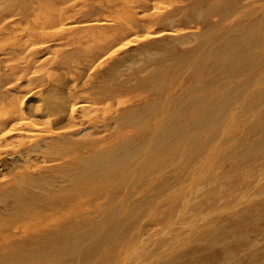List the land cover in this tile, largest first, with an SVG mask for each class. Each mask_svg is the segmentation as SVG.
I'll use <instances>...</instances> for the list:
<instances>
[{
  "label": "bare ground",
  "instance_id": "bare-ground-1",
  "mask_svg": "<svg viewBox=\"0 0 264 264\" xmlns=\"http://www.w3.org/2000/svg\"><path fill=\"white\" fill-rule=\"evenodd\" d=\"M161 1L163 0H55L54 2L50 3L47 2V0H0V27H10L13 30L17 28H21L20 31L23 30L22 38H20L19 41H17V43L13 44L9 48L10 50H8L7 47V52L5 54V57L0 58V81H2V77L4 76V74L6 76V73H8V76L15 77L18 83L21 80L23 79L25 80L27 78L29 79V84L32 85L34 83V80L32 79V77L30 78L29 75L48 69L46 68V64L44 63V60H42V55L45 52L49 51V49L51 48L50 45L53 44L52 43L53 41H59L58 43H60L61 46H63L64 48L69 47V49L65 48L56 52L60 56V58L57 57L58 60L57 59L56 60L59 61L60 63L69 64V66H71L70 70L67 68H63L64 71L61 72H63L65 75H61L59 77H55L54 79H52L51 78L52 74H50V72L49 73L47 72L48 73L47 75H49L50 77L47 81L46 79L43 78L44 76L37 78L36 80L39 85H45L48 82H50V80L54 82L52 85V89L50 91L52 94L55 93L56 95V99L54 101H49L48 99H46L47 96H44L46 97L44 100H38L36 101L35 104H33L32 101V105L30 104L31 103L30 100L29 103L30 105L28 106L27 100H29L28 98L30 97V94L32 95V93L20 96V95H16V92L14 93L9 92V89L7 91L4 90L2 91L1 90L2 88L0 86V142L15 132H20L21 130L26 131L27 130L26 128L32 124L33 117L37 118L41 116H48L50 117V120L49 119L48 120L52 126L53 125L58 126L59 124L66 122V120L74 122V125H71L72 127L67 131L64 132L52 131L50 135L51 136L50 139L46 138L45 140L25 142L23 149H21L16 154H11L12 156L9 155V157L11 156L10 159H7V157L0 158V169L1 170L7 169L6 171H8L9 169L13 171L14 172L13 175H15L17 178L16 185L9 188L3 194L0 195V223L8 222L17 218L28 216L33 211L30 209V206H41V203L43 205L46 200L50 199L52 193L53 194L55 193L53 191L56 190L58 192L59 190L64 189L62 187L64 184L62 186L60 185L62 183H65L67 181L70 182L73 181L74 183H77L78 186V184H81L80 181L82 180L90 181V178L92 177V174L94 172L97 173L99 170L102 171L112 166H116V165L118 166L119 164L121 166H124L122 164H125L126 160H129L133 156L136 157V155L140 152V150L144 146L146 147L147 145L148 152L145 153L143 157L141 156L144 170L141 168L142 170H139L137 176L135 177V179H137L136 181L139 183V181L146 179L144 177L146 170L153 167L155 161L158 159L164 148L170 147L172 145L173 138H182V137L190 136L189 134H191V132L187 134L186 131H183L184 129L181 131L182 126H184V124H187V127L189 124L191 125L189 126L190 128H194V127H201L207 122H210L211 124L213 120H215V122H225V123H237L243 121L245 122L247 113L251 112L253 107H257L264 104V0H194L189 10L185 11L183 9H180L168 13L161 12L163 9L161 11L158 10L159 8L157 7L156 4ZM79 3L81 6L79 5ZM166 5H168V3H166ZM43 8H49L50 11H47L46 13L42 14L39 11H42ZM117 11L118 13H115ZM38 12L41 15H38L39 14ZM99 13L104 14V17H100ZM207 15L214 16V18L218 17V19L211 21L204 30L197 31L198 33H195L194 31L192 33L190 29H185L183 27H181L180 29H169L170 27L173 28L178 24H187L190 27H192L191 25L193 23H197L201 18H204ZM229 19L230 21H228L227 24H225L224 22ZM197 27L200 29L198 25ZM195 29L196 28H194L193 30ZM141 31L147 32V35L144 39L145 40L144 45H142L132 54L117 59L112 65H110V67L106 68L105 70L103 69L97 74H94L95 71H97V69L101 67L100 63H102L103 58H106V56L107 57L110 56L113 58V56H116L120 50L127 48L131 44H134L135 42L132 40L131 37L137 35ZM13 36L15 37V35ZM167 36L168 37L172 36L173 41L164 42L160 44L161 41H163ZM1 40L3 39L1 38ZM125 40L127 41L124 43ZM5 41L7 40L5 39ZM121 43H124L122 47H117V48L115 47L118 44L120 45ZM18 54L23 55L22 60L20 61L19 64L14 65L8 63L10 57ZM171 59L173 60V62H171V64H168V60ZM98 61H99V65H96ZM129 61L130 63H128ZM178 61L180 62L178 63V65H176L175 63H177ZM190 62L193 63V67L196 71L194 70L192 74L188 75L185 81L187 82L192 81L193 83L198 84L197 87L196 86L192 87L191 85V87L187 88L184 92L176 96L160 97L157 94H152L151 97L146 98L144 101H140V100L132 101L128 106L126 105L125 107H123V109L120 112H118L120 109L117 108L114 112H118V113L111 117H106L105 115H99L98 113H94L96 112V110L99 109L98 107L99 102L108 101V100L113 101L116 97L120 96L121 94L131 89L147 86L150 87L152 90H158L163 86L164 81L168 78L169 68H173L175 70L180 66H182V64L185 67V63L188 64ZM3 63L4 65L2 66ZM127 63L128 65L129 64L130 65L128 66ZM133 64L136 65L139 64V65L133 68L131 66ZM73 68L77 70L75 69L73 70ZM124 68L130 69V72L124 73V71L126 70V69L124 70ZM50 69L51 68L49 67L48 71H52V69L51 70ZM59 70L60 69H58V71ZM92 72L94 73L92 74ZM146 72L148 73L146 74ZM26 83L28 82L26 81ZM210 88H214V90L209 91ZM201 91L203 93L197 96V94H199ZM36 92L34 94H36ZM78 96L83 97L85 101L81 102L80 100H78ZM48 98H50L49 95ZM105 111L104 114L106 113ZM248 117L249 119H252L249 115L247 116V119ZM152 119L155 120L159 119L157 123L159 128H157V126H155L154 123H152L151 121ZM254 120H256V123H258V125L264 124V116H259V117L257 116V118ZM16 121H18L17 123H20V125H22L24 129H21L22 127L18 129V127L15 125ZM143 123L145 125L142 126L140 130L138 129L137 130L134 129L131 131L126 130L127 126H132L134 124L138 125ZM37 126L40 127L41 124L39 123V125ZM215 126L219 127L218 125ZM42 127L43 126H41L40 128ZM253 127L255 126L253 125ZM30 131H32L34 135L35 131H33L32 129ZM46 131L48 130L46 129ZM235 131H237V129H235ZM213 133L215 132H212V135ZM253 133H254V129H253ZM197 134L198 133H196V136ZM23 136L24 135H22V137ZM118 136L120 137L130 136L132 138L130 139V141L126 139L127 142L122 145H117L115 143L108 144L109 139ZM192 136H195V134ZM218 137L219 136H217V138ZM217 140L219 141V139ZM231 140L229 141L230 143L232 142ZM235 142L232 143L235 144ZM161 143H163L165 146L161 147L160 146ZM213 143L215 144L216 140L215 142L213 141ZM244 147L246 146H243L242 148ZM170 148L169 150L171 151ZM238 149L240 148L238 147ZM68 152L75 154L72 162L63 165L60 168H55L54 175L44 174L45 172L47 173L48 171H44L43 170L44 168L39 165L40 162L39 160H41L40 159L41 157L55 158V157H59L60 155H64V154L67 155ZM193 153H195V150ZM263 153L264 152H260V153L257 152V149L255 148L252 151L250 150L248 156L250 158L251 157L253 158L256 155L258 154L262 155ZM175 154L178 155L177 152L174 153V156H176ZM238 154H240L239 151ZM192 156L193 155H191V158H193L195 155L193 157ZM243 156H246V154ZM138 159L140 158L138 157ZM178 159H180L179 156ZM241 159H243V157ZM196 161H197L196 159L195 161L193 160L194 164ZM44 162L46 163V161ZM118 168L121 167L119 166L116 169ZM214 168L211 170L213 171ZM31 169L34 170L35 173L32 172L30 173ZM236 169L237 168H235L234 171ZM42 170L44 172H42ZM218 170H221V167ZM255 172H257V169ZM11 173L12 172H10V174ZM179 173L177 175H179ZM124 174L125 172L122 173V175ZM215 174L216 173H214V175ZM95 175L96 174H94V176ZM101 175H97V176H101ZM210 175H211L210 173L209 175H207L208 178H210ZM131 176L132 175H130L129 178ZM207 181L209 180L207 179ZM122 182L120 183L122 184ZM189 186H191V184ZM126 187H127V183H126ZM263 187L260 190L264 191ZM175 188H177V186ZM121 189L123 188L121 187ZM188 191L190 190L187 189V192ZM228 193L231 194V192H229V189H228ZM256 194H254V196ZM125 197L127 196H124V198ZM194 197L196 196L194 195ZM245 197H247V195ZM132 198H134V196ZM146 198L148 199V197ZM210 199L212 198L210 197ZM76 202L79 203L80 201L79 202L76 201ZM194 203L192 205H196L198 202L196 204ZM215 203H217V201ZM106 206L107 205H105V207ZM175 207H177V205ZM191 207L193 208L194 206H190L189 209H192ZM222 209L226 210V208H222ZM113 211L115 212V209L112 210V212ZM117 211H119L117 214L113 212L116 215L115 219L112 216H109L103 220L94 221V218L92 217L93 221L91 220L90 222L84 225L77 224V226H74L73 230L70 233L68 232L69 236H73L74 234L80 236L74 237V240H72L66 246V248L68 250L75 251L77 247L82 246L84 248L83 256L88 254L101 255L102 253H105L107 249H113L112 252L118 254L120 256V258L117 256L119 259L115 257V255L108 257V259L106 256L101 255V258L104 257L103 260L105 259L106 261H108V263L106 264H124L129 259V257H131L130 256L131 254H128L132 252L130 250L133 249V252L135 253L141 250V247H139L138 245V241L140 240V231H139L140 229L136 224L138 222L139 217L141 216V213L139 211V208H137L135 205H129L127 208L125 207V209L117 210ZM152 213H153V209H152ZM204 215L206 214H203L202 216ZM101 216H99V218ZM147 216L148 215H146V218ZM95 217L98 216L96 215ZM175 219H178V217H176ZM156 220L157 218L155 219V221ZM164 220L166 219L164 218ZM179 220L181 221L182 219ZM200 220L201 219H199V221ZM245 221L246 218L244 216L238 215L236 220L234 221V226L236 228H239ZM160 224L158 223V225ZM177 224H179V222ZM142 225H140V228ZM185 225H189V224H185ZM144 226H146V224ZM193 226L194 225L192 224V229ZM148 227H150V225ZM167 227L168 226H166V228ZM79 231H83V233L78 234L77 232ZM132 232H134L133 234L135 235L134 237H136L135 239H132L130 236ZM167 232L171 233V230L166 231V233ZM149 234L150 233H148V235ZM181 235L182 234L180 233V236ZM246 235L250 236L249 233ZM85 237L88 238L85 239ZM161 237L163 238V236ZM143 238H146V236H144ZM151 238L148 237V239ZM169 238L170 237H168V239ZM43 243L37 241L30 243L28 240H24L23 243L21 242L17 246L20 248H26L27 246L33 244L39 247V244H43ZM239 244L241 245V243ZM160 245L162 244L160 243ZM171 247L173 249V246ZM62 248H64V246ZM78 249L80 251V248ZM180 249L178 248L177 250ZM57 251L58 250H56L55 252ZM125 251H127L128 255L125 253ZM254 253L252 254V257L253 255L256 257L255 255L256 253L255 254ZM228 254L229 253L225 255ZM83 256H81V258ZM134 256L135 255H133V257ZM115 258H117L119 261L118 262L117 260L115 261ZM154 258H152L151 262L153 261ZM83 259H82V263H83ZM226 260L227 259H225L224 262H226ZM165 261L167 262L166 259L164 260V262ZM166 264H168V262Z\"/></svg>",
  "mask_w": 264,
  "mask_h": 264
},
{
  "label": "rangeland",
  "instance_id": "rangeland-1",
  "mask_svg": "<svg viewBox=\"0 0 264 264\" xmlns=\"http://www.w3.org/2000/svg\"><path fill=\"white\" fill-rule=\"evenodd\" d=\"M54 1L55 0H47V2H50V3L54 2ZM170 1L172 3L173 2L174 3L172 4ZM165 2L171 6L166 5ZM193 2H194V0H163L161 2H158L156 5L159 8V9L157 8L159 11H161L163 9L161 12L168 13V12H172V11H176V10H180V9H183L185 11L189 10L191 7V4ZM79 5H80V3H79ZM47 11H50V9L49 8H43L42 11H39V12H41L43 14V13H46ZM115 13H118V11ZM99 14H100L99 15L100 17H104V14H102V13H99ZM109 14H110V12H109ZM38 15H41V14L39 13ZM35 16H36V14H35ZM217 19H218V17L214 18V16L207 15L206 17L201 18L197 23H193L191 25L192 27H190L187 24H178L177 26H175L173 28L170 27L169 29H180L181 27H183L185 29H190V31L192 33H193V31L195 33H198L197 31L204 30L211 21L217 20ZM228 21H230V19L226 20L224 23L227 24ZM197 25L200 27V29L197 27ZM194 28H196V29L193 30ZM20 29L21 28H17V29L13 30L10 27H0V41H1L0 42V58L5 57V54L7 52V47H8V50H10L9 48L13 44L17 43V41H19L20 38H22L23 30L20 31ZM13 35H15V37ZM146 35H147V32L141 31L137 35L132 36L131 38L135 42L134 44H131L127 48L120 50L116 56H113V58L110 56H108V57L106 56V58H103L102 63H100L101 67L98 68L97 71H95V73L92 72V74L93 73L97 74L98 72H100L103 69L105 70L106 68L110 67V65H112L117 59L124 57V56L126 57L129 54H132L133 52H135L138 48H140L142 45H144V43H145L144 39H145ZM137 36H139V37L141 36V37L139 38ZM167 37L163 41H161L160 44H162L164 42L173 41L172 36H169L168 39H167ZM1 38L3 40H1ZM5 39L7 41H5ZM126 41L127 40H125L124 43ZM58 42L59 41H53L52 42L53 44L50 45V47H51L50 49H52V50L49 49V51L45 52L42 55V60H44V63L46 64V68H48V69H45L44 71H39L35 74L29 75V77L30 78L32 77V79L34 80V83L32 85L29 84V79H27V78L25 80L24 79L21 80L18 83V81L15 79V77L8 76V73H6V76L4 74V76L2 77V81H0V86L2 88L1 90L7 91L9 89V92H12V93L16 92V95H20V96L32 93V95L30 94V97L28 98L29 100H27L28 106L30 104L32 105V101H33V104H35L36 101H38V100H44L46 98L44 96H47L46 99H48L49 101H54L56 99V95H55V93L52 94L50 92L54 82L50 80V82H48L45 85H39L36 80H37V78L44 76L43 78L46 79V81H47L50 78L49 75H47L49 72H50V74H52L51 78L54 79L55 77L65 75L63 72H61V71H64L63 68H67L70 70L71 66H69V64L60 63L59 61H57L58 58H60V56L56 52L60 51L61 49L66 48V47L64 48L63 46H61V44ZM56 43H57V45H56ZM124 43H121L120 45L118 44L115 47L116 48L122 47ZM52 45H53V47H52ZM66 49H69V47ZM22 57H23V55H19V54L13 55L12 57H10V60L8 63L14 64V65L19 64L20 61L22 60ZM171 62H173L172 59L168 60V64H171ZM179 62L180 61H178L175 64L178 65ZM128 63H130V61ZM128 63H127V65H128ZM3 65H4V63L2 64V66ZM96 65H99V61L96 63ZM138 65L139 64H137V65L133 64L131 66L134 68V67H137ZM49 67L52 69V71H48ZM53 67H54V69H53ZM58 69H60V70L58 71ZM74 69L75 68H73V70ZM125 69L126 68H124V70ZM75 70H77V69H75ZM194 70L195 69L193 67L192 62H190L188 64L185 63V67L182 64V66H180L179 68H177L175 70L173 68H169L168 78L164 81L163 86L161 88H159L158 90H152L150 87H147V86L146 87H137L135 89H131V90L121 94L120 96L116 97L113 101L108 100V101L99 102V104H98L99 109L96 110V112H94V113H98L99 115H105L106 117H111V116L117 114L118 112H120L123 109V107H125L126 105L128 106L132 101H135V100L144 101L146 98L151 97L152 94H157L160 97L176 96L178 94H181L187 88L191 87V85H192V87H194V86L197 87L198 84H195L192 81H188V82L185 81L186 77L188 75L192 74L194 72ZM128 72H130V69H126L124 71V73H128ZM148 72H146V74ZM177 72H178V74H177ZM9 79L10 80L12 79V80L10 81ZM26 81L28 83H26ZM15 87H17V88H15ZM14 90H17V91H14ZM39 90H40V92H39ZM211 90H214V88H210L209 91H211ZM35 92H36V94H34ZM48 92H49V94H48ZM202 93L203 92L201 91L199 94H197V96L201 95ZM48 95L50 96L51 99L48 98ZM123 99H124V102H123ZM30 100H31V103H30ZM78 100H80L81 102L85 101V99L81 96H78ZM108 107H110V108H108ZM105 108H106V111H105ZM117 108H119L120 110L118 112H114ZM263 108H264V104L257 106V107H253L251 112L247 113V116L249 115L252 119H249V117L247 119V116H246L245 122L243 121V122H237V123H225V122H215V120H213V122L211 121L212 122L211 124H210V122H207L206 124L201 126L202 128L201 127L190 128L189 126H191V125L188 124V127H187V124H184V126H182L181 131L184 129L183 131H186L187 134H189L191 132V134H189L190 136L189 137H182V138H173L172 139V145L170 146L171 148L170 147L164 148L165 151L164 150L162 151V153L160 154L158 159L155 161V164L153 165V167L146 170L145 175H144V177L146 179L139 181V183L136 181L137 179H135V177L137 176V173L139 170H142V169L144 170L143 161L141 160V156L143 157L144 154L148 152V150H147L148 146L147 145H146V147L144 146L140 150V152L136 155V157L133 156L129 160H126V163L122 164L124 166H121L120 164L118 166L116 165L117 167L120 166L121 168L116 169L117 168L116 166H112V167H110L111 169L107 168V169L102 170V171L99 170L97 173L94 172L92 174V177L90 178V181H86V180L83 181L82 180V181H80L81 184H78V186H77V183H74L73 181L72 182L67 181L65 183L60 184L61 186L64 184L62 186L64 189L59 190L60 192L59 191L57 192L56 190L53 191L55 193L54 194L52 193V196L50 197V199L46 200L43 205L41 203V206H30V209L33 210L34 212L32 211L28 216H24V217L17 218V219L8 221V222L0 223V264H10V263L11 264H81L83 258L84 259H83L82 264H87V263L88 264H97V263L98 264H104V263L106 264V263H108V261H106L105 259L103 260L104 257L101 258V255L106 256L107 259H108V257L114 256V255H115V257L118 256L120 258V256L118 254H116L115 252H112L113 249H107L106 252L102 253L101 255L100 254H90V255L88 254L85 256H83L84 248L82 246L77 247V249L75 251L74 250H72V251L68 250L66 248V246L72 240H74V237L80 236V235H76V234H74L73 236H69L68 232L70 233L73 230L74 226H77V224L84 225V224H87L88 222H90L91 220L93 221V218H94V221L103 220L109 216H112L115 219L116 218L115 214H117L119 212L117 210L125 209V207L127 208L129 205H135L137 208H139V211L141 213V216L139 217L138 222L136 223L140 229L139 230L140 231V240L138 241V245H139V247H141V250L137 251L138 252V253L136 252L137 254L135 252H133V249L130 250L132 252L128 253V254H131L130 255L131 257H129V259L124 264H148V263L149 264H155V263L156 264H166L167 262H168V264H214V263L215 264H233V263H235V264H251V263L252 264H263L264 263V191H262L260 189H262V187L264 186V180H262V179H264V169H263L264 168V153L262 155L258 154L253 158L252 157L250 158L248 156L249 155L248 153L250 152V150L252 151L255 148L257 149V152H259V153L264 152V135H263L264 134V124L258 125V123H256V120H254L257 118V116L258 117L264 116V109ZM103 109L106 112L105 114H104ZM252 113H253V115H252ZM48 119L50 120V117H48V116H41V117H37V118L33 117V119H32L33 122L29 127L26 128L27 129L26 131L21 130L20 132H15L12 135H10L9 137H7L6 139L2 140L0 142V146H1L0 151L2 150L1 151L2 153L0 152V158H6L7 157V159H10V157L12 156L11 154H16L17 152H19L21 149L24 148L25 142L45 140L46 138L50 139L51 138L50 135H51L52 131L64 132V131L69 130L72 127L71 125H74V122L66 120V122L59 124L58 126L57 125L52 126ZM46 121H47V123H46ZM151 121H152V123H154L155 126H157V128H159V126L157 125L159 119H157V120L152 119ZM17 122L18 121H16V123ZM38 122L41 124V126H43L42 128H40L41 126L40 127L37 126V125H39ZM48 122H49V125H48ZM16 123H15V125L18 127V129H20L22 127V125H20V123H17V124ZM144 125H145L144 123L138 124V125L134 124L132 126H127L126 130H129V131L134 130V129L140 130L141 127ZM215 125H218L219 127H217ZM253 125L255 127H253ZM213 126H214V128H213ZM51 127H52V129H51ZM246 127H247V129H246ZM258 127H260V128H258ZM197 128H199V129H197ZM21 129H24V128L22 127ZM31 129L33 131H35L34 135H33V132L30 131ZM34 129H36V130H34ZM46 129L48 131H46ZM212 129H214V130H212ZM235 129H237V131H235ZM253 129H254V133H253ZM210 130L212 132H215V133H213L214 136L212 135V132ZM200 132H202V133H200ZM228 132H230L232 135ZM196 133H198L199 135L197 134V136H196ZM194 134L196 137L192 136ZM22 135H24L25 137L24 136L22 137ZM216 135L219 137L217 138ZM262 135H263V137H262ZM26 136H28V137H26ZM29 136L30 137L32 136V137L30 138ZM228 136L231 139H233V138L234 139L231 140ZM213 137H214V139H213ZM220 137H222V138H220ZM131 138L132 137H130V136L113 137V138L108 140L109 141L108 144H110V143L114 144L115 143L117 145H122V144H125L127 142L126 139H128V141H130ZM216 138L219 139V141ZM197 140L200 142H198ZM215 140H216V143L214 144L213 141L215 142ZM230 140L233 143L236 141L235 144H233L232 142L230 143L229 142ZM178 141H179V143H178ZM191 141H192V143H191ZM187 144H189V145H187ZM249 145H250V147H249ZM160 146L164 147L165 145L163 143H161ZM243 146H246V147L242 148ZM213 147H215V148H213ZM220 147H221V149H220ZM238 147L240 149H238ZM169 148L171 149V151L169 150ZM249 148H250V150H249ZM207 149H208V151H207ZM215 149H216V152H215ZM242 149H244V150H242ZM194 150H195V153H193ZM209 150H210V152H209ZM217 150H219V151H217ZM235 150L237 151V153ZM175 151L178 154V155L175 154L176 156H174V153H176ZM238 151L240 154H238ZM206 153H207L208 157H207ZM233 153L234 154L236 153V154L234 155ZM69 154H71V155H69ZM230 154H231V156H230ZM245 154H246V156H243ZM9 155H11V156L9 157ZM65 155L66 154L60 155L59 157H55V158H53V157L42 158L41 157L40 158L41 160H39L40 161L39 165L44 168L43 169L44 171H48L47 173L45 172L44 174L45 175H51V174L54 175L55 174V172H54L55 168H60L63 165L69 164L70 162H72L75 154L68 152L67 153L68 156L67 155L65 156ZM191 155H193V156L195 155V156L194 157L192 156L193 158H191ZM241 155H242L243 159H241L242 158ZM178 156L180 159H178ZM184 156H186V157H184ZM209 156H210V158H209ZM138 157L140 159H138ZM224 157H226V158H224ZM230 157H231V159H230ZM244 158H246V159H244ZM195 159L197 161L194 164L193 160L195 161ZM262 159H263V161H262ZM182 160H183V162H182ZM44 161H46V163ZM133 164H135V165H133ZM54 165H55V167H54ZM235 165H237V166H235ZM205 166H206V169H205ZM211 166L213 168L215 167L214 168L215 172H214V170L213 171L211 170V169H213ZM130 167H131V169H130ZM220 167H221V170H218ZM234 167L237 168L235 171H234V169H235ZM174 169H175V171H174ZM193 169H194L195 173H194ZM256 169H257V172H255ZM6 170L7 169H4V170L0 169V195L3 194L9 188L16 185V182H17L16 176L13 175L14 172L9 170V169H8V171H6ZM43 170H42V172H44ZM111 170L114 172H112ZM9 171L12 173L10 174ZM153 171H154V173H153ZM210 171H212V172H210ZM31 172L35 173L34 170H32V169L30 170V173ZM124 172H125V174L122 175V173H124ZM179 172H181V173H179ZM198 172L200 173V175ZM226 172L228 175L226 174ZM103 173H105L106 175ZM107 173H108V176H110V177L107 176ZM149 173H150V175H149ZM178 173H179V175H177ZM209 173L211 174L210 178H208V176H207V175H209ZM214 173H216V174L214 175ZM258 173H259V175H258ZM94 174H96L95 176L102 174L101 175L102 177L101 176L95 177ZM134 174H135V176H134ZM222 174H224V175H222ZM130 175H132L130 177L131 179L129 178ZM216 175H217V177H216ZM120 176L121 177L125 176V177L121 178ZM119 177H120V179H119ZM188 177H189V179H188ZM220 177H221V179H220ZM112 179H113V181H112ZM207 179L209 181H207ZM130 180L133 182H131ZM211 180H212V182H211ZM205 181H207V182H205ZM259 181H260V183H259ZM120 182H122V184ZM126 183H127V187H126ZM194 183H196L197 185ZM190 184H191V186H189ZM199 184H200V186H199ZM176 186H177V188H175ZM101 187H103V188H101ZM121 187L123 189H121ZM72 188H74V189H72ZM126 188H127V190H126ZM87 189H88V191H87ZM187 189L190 191L187 192ZM228 189H229V192H231V194L228 193ZM152 190H154V191H152ZM221 190L224 192H222ZM126 191H129V192H126ZM160 191H162V192H160ZM124 193H125V195H124ZM176 193H177V195H176ZM217 193H218V195H217ZM149 194H150V196H149ZM192 194H194L196 197H194V195H192ZM245 194L247 195V197H245L246 196ZM254 194H256V195L254 196ZM123 195L127 196V197H125L126 199L124 198ZM187 195H188V198H187ZM133 196H134V198H132ZM146 197H148V199ZM202 197L204 200L202 199ZM210 197L212 199H210ZM218 197L221 200H219ZM192 198H194V199H192ZM78 199H80V200H78ZM113 199H115V200H113ZM182 199L184 200V202ZM76 201H78V202L80 201V202L77 203ZM216 201H217V203H215ZM153 202H155V203H153ZM178 202H179V204H178ZM193 203L194 204L197 203V204L192 205ZM105 205H107L108 207L107 206L105 207ZM176 205H177V207H175ZM190 206H194L193 208L191 207L193 210L189 209ZM82 207H83V209H82ZM222 208H226V210H228V211H226L225 209H222ZM104 209L106 212L104 211ZM114 209H115V212L114 211L113 212L115 214L112 212V210H114ZM152 209H153V213H152ZM219 209L220 210L222 209V210L220 211ZM216 210H217V212H216ZM218 210H219V212H218ZM82 211H83V213H82ZM214 211H215V214H214ZM173 213H175V214H173ZM106 214H107V216H106ZM192 214H193V217H192ZM203 214H206V215L202 216ZM83 215H85V216H83ZM96 215L98 217H95ZM146 215H148L147 218H146ZM184 215L185 216L187 215L186 217H188V218H186ZM238 215L244 216L246 218V221L239 228H236L234 226V221L236 220ZM99 216H101L102 218L101 217L99 218ZM169 217H170V219H169ZM176 217H178V219H175ZM148 218H150V219H148ZM156 218L158 221L157 220L155 221ZM164 218L166 220H164ZM95 219H97V220H95ZM179 219H182L184 222L182 220L180 221ZM199 219H201V220L199 221ZM261 219H263V220H261ZM170 221H171V223H170ZM157 222L159 224L160 223H162V224L158 225ZM178 222H179V224H177ZM190 223H192L194 225L193 229H192V224H190ZM145 224H146V226H144ZM156 224H157V226H156ZM185 224H189V225H185ZM140 225H142L141 228H140ZM149 225H150V227H148ZM174 225H176V226H174ZM177 225H180V226H177ZM166 226H168V227L166 228ZM90 227H92V226H90ZM170 227H172V228H170ZM200 227H202V228H200ZM224 227H226L227 229ZM164 229H165V231H164ZM170 230H171L172 234L170 232L166 233V231H170ZM188 231L190 234L188 233ZM179 232L182 234L181 236H180ZM195 232H197V233H195ZM226 232H227V234H226ZM77 233L82 234L83 231H79ZM133 233L134 232H132V234H130V236L132 239H135L136 237H134L135 235ZM148 233H150V234L148 235ZM248 233L250 234V236L246 235ZM156 234H158V235H156ZM236 234L238 236L239 235L240 236L238 237ZM143 235L146 236V238H143L144 237ZM161 236H163V238ZM176 236H178V237H176ZM141 237H142V239H141ZM148 237L149 238L152 237L151 238L152 240L148 239ZM165 237H166V239H165ZM168 237H170L169 238L170 240L168 239ZM246 237H249V238H246ZM86 238H88V237H85V239ZM147 239H148V241H147ZM163 239H165V240H163ZM235 239L237 242L235 241ZM24 240H28L30 243L36 242V241L40 242V243H43V242L44 243L39 244V247H37L33 244L27 246L26 248L18 247L17 245L20 244L21 242L23 243ZM189 240H190V243H189ZM249 240H250V242H249ZM256 241H257V243H256ZM156 242H158V243H156ZM226 242H227V244H226ZM238 242L241 243V245ZM144 243L145 244L147 243V244L145 245ZM160 243L162 245H160ZM215 243H217V244H215ZM153 244L157 247V250ZM250 245H252V246H250ZM63 246H64V248H62ZM171 246H173V249ZM200 246H201V249H200ZM78 248H80L81 252L79 251ZM161 248L163 249V251ZM178 248L179 249L181 248V249L177 250ZM13 249L16 251H14ZM9 250H10V252H9ZM56 250H58V251L55 252ZM153 250H154V252H153ZM227 250H228V252H227ZM201 251H202V253H201ZM6 253H8V254H6ZM123 253H124V251H123ZM125 253L127 254V251H125ZM227 253H229V254L225 255ZM253 253L256 255V257L254 255L252 257ZM189 254H191V255H189ZM52 255H53V257H52ZM54 255H56V256H54ZM99 255H100V257H99ZM133 255H135V256L133 257ZM58 256H60V257H58ZM78 256H79V259H78ZM81 256H83V257L81 258ZM154 256L156 259L154 258ZM161 257H163V258H161ZM250 257H252V258H250ZM117 258H115V261L117 260V262H118L119 258L118 259ZM152 258H154V259L151 262ZM140 259L142 262L140 261ZM163 259L164 260L166 259L167 262L165 261L166 262L165 263ZM225 259H227L226 262H224ZM248 259H250V260H248ZM175 260H176V262H175Z\"/></svg>",
  "mask_w": 264,
  "mask_h": 264
}]
</instances>
